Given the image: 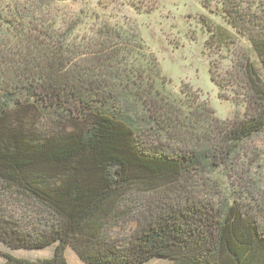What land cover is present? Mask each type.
Returning a JSON list of instances; mask_svg holds the SVG:
<instances>
[{
	"label": "trees",
	"instance_id": "1",
	"mask_svg": "<svg viewBox=\"0 0 264 264\" xmlns=\"http://www.w3.org/2000/svg\"><path fill=\"white\" fill-rule=\"evenodd\" d=\"M6 1L0 240L55 253L32 260L0 252L3 264H69L68 249L86 264H264L259 179L245 176L240 161L264 135V13L226 2L228 27L206 29L210 50L249 42L233 47L223 82L239 79L246 113L222 121L198 97L171 100L137 25L102 23L80 37L82 16L60 26L41 6Z\"/></svg>",
	"mask_w": 264,
	"mask_h": 264
},
{
	"label": "rangeland",
	"instance_id": "2",
	"mask_svg": "<svg viewBox=\"0 0 264 264\" xmlns=\"http://www.w3.org/2000/svg\"><path fill=\"white\" fill-rule=\"evenodd\" d=\"M40 1L6 2L10 6L20 7L21 4L23 8L24 5L27 9L36 5L37 12L41 6V15L46 18L56 16L62 24L60 26L69 25L76 15L82 16L77 19H80L81 27L76 34L81 32L80 37L92 32L94 25L99 29L102 23H117L124 29L137 25L142 39L159 60L169 81L166 93L169 92L171 100L186 99L189 95L198 97L197 101L206 102L222 121L245 115L248 103L244 97L248 92L242 89L239 79H234L227 87L223 82L228 72H232L233 47L242 49L249 46V42L236 38L235 44L230 43L227 48L210 50L206 48L209 38L206 29L215 25L228 27L223 19L224 3H240L242 9L260 15L264 13V0H45V6ZM212 76L222 84V89L212 81ZM240 161L245 176L259 179L257 193L264 202V135L246 144ZM125 232L128 234V230ZM123 233V230H117L114 236ZM0 252L37 260L53 257L55 246L39 251L13 250L0 240ZM67 259L69 264H86L72 249H68ZM4 261L0 254V264ZM171 263L170 259L156 258L147 264Z\"/></svg>",
	"mask_w": 264,
	"mask_h": 264
}]
</instances>
